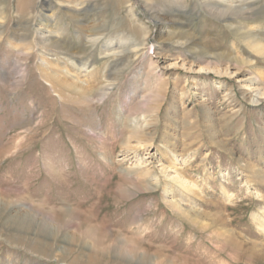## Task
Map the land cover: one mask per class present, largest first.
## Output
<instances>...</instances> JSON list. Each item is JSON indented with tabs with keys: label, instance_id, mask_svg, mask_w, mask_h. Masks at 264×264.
Instances as JSON below:
<instances>
[{
	"label": "rangeland",
	"instance_id": "obj_1",
	"mask_svg": "<svg viewBox=\"0 0 264 264\" xmlns=\"http://www.w3.org/2000/svg\"><path fill=\"white\" fill-rule=\"evenodd\" d=\"M249 31L264 0H0V264H264Z\"/></svg>",
	"mask_w": 264,
	"mask_h": 264
},
{
	"label": "bare ground",
	"instance_id": "obj_2",
	"mask_svg": "<svg viewBox=\"0 0 264 264\" xmlns=\"http://www.w3.org/2000/svg\"><path fill=\"white\" fill-rule=\"evenodd\" d=\"M216 7H217V6H216ZM216 9H217V8H216ZM223 9H224V8H223ZM230 9H231V8H230ZM218 10H219V9H218ZM153 11H154V9H151L150 12L152 13ZM220 11H221V10H220ZM163 16H164V15H163ZM160 20H161V21H160ZM160 20H158V21H159V22H162V23L166 21V19H161V18H160ZM166 22H168V21H166ZM48 28H50V29H48V32H49V33H54V32H53V29H52L51 27H48ZM182 34H183V33H182ZM186 34H187V33H186ZM186 34H185V35L183 34V35H184V36H187ZM175 36H176V34H175ZM245 36H250V38L252 39V44H253L254 46H256V48H257L258 50H264V46H263V44H261L259 41L254 40V38H253L254 35L252 34V32H250V31L247 32V33L245 34ZM173 37H174V36H173ZM254 37H255V36H254ZM179 38H180V35H179ZM184 39H185V38H184ZM53 40H54V38L49 39V41H53ZM179 40H183V38H181V39H179ZM248 41H249V40H248ZM54 42L58 43V40H54ZM249 42H250V41H249ZM185 43H186V42H185ZM63 86H65L66 88L68 87L69 90H70V88L75 87V86H73V85L71 86V85H65V84H64ZM75 88H76V87H75ZM83 90H84V89H83ZM71 92H73V91L71 90ZM82 93L85 94V91H82ZM83 94H81V95H83ZM86 94H87V93H86ZM261 95H262V94H261V90H260V91L257 90V91L255 92V96H256V98H255V102H256V103H257V101H258V100H256V99H257L258 97H260ZM88 96H89V95H87V97H88ZM84 97H86V96H84ZM87 97H86V98H87ZM80 98L82 99V96L79 97V99H80ZM82 100H83V99H82Z\"/></svg>",
	"mask_w": 264,
	"mask_h": 264
}]
</instances>
